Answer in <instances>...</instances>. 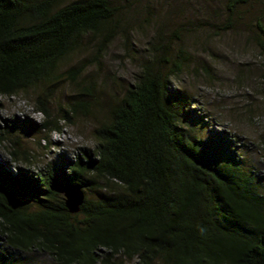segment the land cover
<instances>
[{"label": "trees", "instance_id": "16d2710c", "mask_svg": "<svg viewBox=\"0 0 264 264\" xmlns=\"http://www.w3.org/2000/svg\"><path fill=\"white\" fill-rule=\"evenodd\" d=\"M225 1L231 18L248 3ZM121 7L115 0H0V98L28 95L45 115L36 123L0 113V145L10 140L12 161H20L14 127L61 132L63 122L94 113L99 82L86 75L90 59L62 66L85 40L93 44L94 65L101 63L124 30ZM259 33L264 38L261 24ZM151 46L95 128L94 148L79 147L73 159L61 155L38 171L27 152L26 166L16 171L0 158V264H31L23 257L34 251L57 264H264L257 177L241 165L235 139L205 141L189 129L185 114L199 113L189 115L193 101L172 84L187 51L174 55L159 38ZM62 80L77 99L53 116L48 92ZM67 183L85 190L78 214L56 191Z\"/></svg>", "mask_w": 264, "mask_h": 264}, {"label": "rangeland", "instance_id": "374dc122", "mask_svg": "<svg viewBox=\"0 0 264 264\" xmlns=\"http://www.w3.org/2000/svg\"><path fill=\"white\" fill-rule=\"evenodd\" d=\"M115 1L122 5L124 30L101 63L94 65L93 44L85 40V46L62 66L65 71L90 59L92 65L86 75L99 82L100 104L90 115H79L73 123L63 122L61 132L14 127L10 139L19 141L15 149L20 152V161L11 160L7 140L0 145L1 160L10 163L7 169L16 171L26 166L21 159L24 152L31 155L38 171L47 163L59 161L61 155L73 159L72 153L79 147L94 148L95 128L107 117L111 103L134 81L139 67L152 54L151 44L159 38L173 46L174 55L179 49L188 53L184 71L172 78V84L175 91L193 101L189 115L199 113L193 119L185 114L189 129L205 141H221L225 135L235 139L232 144L241 155V165L257 177L264 195V38L259 35V24L264 26V0H248L232 18L225 10V0ZM75 91L63 80L51 86L47 104L53 116L77 99ZM31 93L36 97L35 91ZM0 101V113L7 120L25 116L36 123L45 120L44 114L34 110L28 95ZM23 259L31 264H57L41 251L28 253Z\"/></svg>", "mask_w": 264, "mask_h": 264}, {"label": "water", "instance_id": "95a60500", "mask_svg": "<svg viewBox=\"0 0 264 264\" xmlns=\"http://www.w3.org/2000/svg\"><path fill=\"white\" fill-rule=\"evenodd\" d=\"M56 191L64 197L65 207L70 214L80 213L86 199V194L81 185L67 183L56 187Z\"/></svg>", "mask_w": 264, "mask_h": 264}, {"label": "built area", "instance_id": "2783aa9c", "mask_svg": "<svg viewBox=\"0 0 264 264\" xmlns=\"http://www.w3.org/2000/svg\"><path fill=\"white\" fill-rule=\"evenodd\" d=\"M40 113V112H39Z\"/></svg>", "mask_w": 264, "mask_h": 264}]
</instances>
